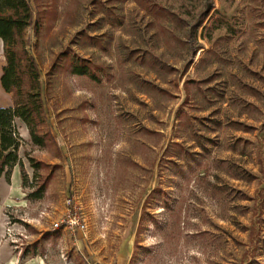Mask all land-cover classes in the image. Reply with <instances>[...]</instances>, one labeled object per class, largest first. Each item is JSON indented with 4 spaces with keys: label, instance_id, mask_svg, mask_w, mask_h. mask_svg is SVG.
<instances>
[{
    "label": "rangeland",
    "instance_id": "rangeland-1",
    "mask_svg": "<svg viewBox=\"0 0 264 264\" xmlns=\"http://www.w3.org/2000/svg\"><path fill=\"white\" fill-rule=\"evenodd\" d=\"M28 1L44 145L14 119L0 264H264V0Z\"/></svg>",
    "mask_w": 264,
    "mask_h": 264
},
{
    "label": "trees",
    "instance_id": "trees-1",
    "mask_svg": "<svg viewBox=\"0 0 264 264\" xmlns=\"http://www.w3.org/2000/svg\"><path fill=\"white\" fill-rule=\"evenodd\" d=\"M203 17L196 23L195 31L201 26ZM32 24L33 10L28 0H0V40L5 59L0 84L5 93L13 95V106L0 108V178L2 175L8 177L14 167L21 168L22 166L18 158L21 139L14 130V119H20L25 124L33 144L44 145L43 137L37 132L43 113L39 75L34 70L33 60L27 56L23 46L25 32ZM219 27L216 26L214 29ZM207 29V27L203 28L204 31ZM20 48L21 51H19ZM140 59L142 62L144 58ZM23 60L29 63V66L24 69L22 68ZM70 68L73 75L94 79L88 62L85 60L72 57ZM24 76L28 79L27 87L23 82ZM28 161L35 172L34 178L37 179L36 173L40 169V164L35 163L32 158H29ZM22 182L26 184L25 176H22ZM44 189V184H41L31 196L39 198Z\"/></svg>",
    "mask_w": 264,
    "mask_h": 264
},
{
    "label": "crops",
    "instance_id": "crops-1",
    "mask_svg": "<svg viewBox=\"0 0 264 264\" xmlns=\"http://www.w3.org/2000/svg\"><path fill=\"white\" fill-rule=\"evenodd\" d=\"M4 186V180H3V177L0 178V193H1V190Z\"/></svg>",
    "mask_w": 264,
    "mask_h": 264
},
{
    "label": "built area",
    "instance_id": "built-area-1",
    "mask_svg": "<svg viewBox=\"0 0 264 264\" xmlns=\"http://www.w3.org/2000/svg\"><path fill=\"white\" fill-rule=\"evenodd\" d=\"M58 226H59V224H58V223H56V224H55V228H57Z\"/></svg>",
    "mask_w": 264,
    "mask_h": 264
},
{
    "label": "bare ground",
    "instance_id": "bare-ground-1",
    "mask_svg": "<svg viewBox=\"0 0 264 264\" xmlns=\"http://www.w3.org/2000/svg\"><path fill=\"white\" fill-rule=\"evenodd\" d=\"M1 50V49H0ZM0 53H2V52H0Z\"/></svg>",
    "mask_w": 264,
    "mask_h": 264
}]
</instances>
